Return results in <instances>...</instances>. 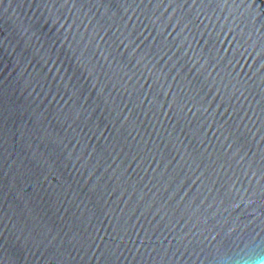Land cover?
<instances>
[{
	"label": "water",
	"instance_id": "obj_1",
	"mask_svg": "<svg viewBox=\"0 0 264 264\" xmlns=\"http://www.w3.org/2000/svg\"><path fill=\"white\" fill-rule=\"evenodd\" d=\"M264 241V0H0V264H231Z\"/></svg>",
	"mask_w": 264,
	"mask_h": 264
},
{
	"label": "clouds",
	"instance_id": "obj_2",
	"mask_svg": "<svg viewBox=\"0 0 264 264\" xmlns=\"http://www.w3.org/2000/svg\"><path fill=\"white\" fill-rule=\"evenodd\" d=\"M227 259L231 264H264V241L253 237L242 242L236 255Z\"/></svg>",
	"mask_w": 264,
	"mask_h": 264
}]
</instances>
